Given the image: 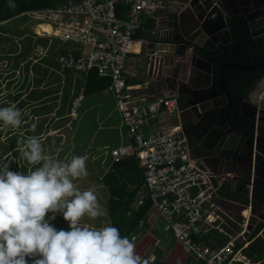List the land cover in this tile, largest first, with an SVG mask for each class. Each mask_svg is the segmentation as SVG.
<instances>
[{
    "label": "built area",
    "instance_id": "1",
    "mask_svg": "<svg viewBox=\"0 0 264 264\" xmlns=\"http://www.w3.org/2000/svg\"><path fill=\"white\" fill-rule=\"evenodd\" d=\"M190 2L79 0L32 11L29 16L37 22L36 27L38 24L50 27L51 33L36 29L34 32L37 35L53 36L60 42L80 43L89 48L76 55L72 51L58 55L56 62L59 70L71 68L86 72L96 68L98 75L111 78L104 92L114 96L121 123L129 135H133V142L110 149V158L117 162L134 155L144 174V182L137 190L134 206L142 204L147 196L151 199L150 211L139 222V227L149 228L155 218L159 219L165 229L172 230L182 253L200 264H250V259L242 253L252 230L247 227L249 203L246 206L248 212L235 219L215 202L219 184L212 181L214 173L203 161L191 156V145L182 126L170 122L171 117L182 111L177 103V93L167 90L156 98H149L146 94L138 93V88L126 81L124 63L128 54L136 49L137 42L133 35L143 19H156V13L164 6L180 13ZM118 4L127 8L126 18L119 16ZM38 50L44 54L45 49L39 47ZM157 54L156 51L149 53L154 58ZM81 97L78 95L73 102L72 118L78 116L76 109ZM249 98L254 103L264 100V78L256 83ZM246 187L250 194L251 184H246ZM231 222L235 224L233 233H230L233 231ZM213 230L227 237L216 249L205 242L207 234ZM145 237L146 234L140 236L136 233L130 239H134L136 251L147 264H153L156 260L155 249L162 246V241L154 238L152 246L144 245ZM195 240L202 244H197ZM236 241H243L242 246L236 247ZM184 261L180 257L177 260L178 264H184Z\"/></svg>",
    "mask_w": 264,
    "mask_h": 264
},
{
    "label": "trees",
    "instance_id": "2",
    "mask_svg": "<svg viewBox=\"0 0 264 264\" xmlns=\"http://www.w3.org/2000/svg\"><path fill=\"white\" fill-rule=\"evenodd\" d=\"M76 1L78 0H0V44L9 43V47L6 49L2 50L0 48V61L3 63L1 65L7 68L0 72V107L15 103L23 113V123L18 130L3 127L2 122H0V164L9 163V170L11 171L27 174L28 170L33 168V166L28 165L19 152L20 145L17 144V140L21 137L32 135L40 137L42 146L45 144L49 145L50 153L53 155L60 142V136H53L51 131L66 126L67 122H69V128L73 134V140L71 141L72 150L70 152H79L78 149L82 148V145H86V137L88 135L95 137L100 130L96 129L95 120L85 118L83 111L86 108V98L106 89L111 78L98 75L96 68H91L82 77H80L81 73L75 74V70L72 71L73 69L68 68L62 78L58 74L59 65L55 59L59 54H67L68 51L71 52L72 50H67L65 45L67 43L60 42L53 36L37 35L34 32L36 26L33 29L25 26L28 21L37 24L29 16L32 11L52 8L57 2L72 3ZM123 8L122 4L117 5L118 14ZM23 16H27L28 21H24ZM21 20L24 21V25L21 24ZM21 25L25 28H19ZM150 27L151 24L148 25V28ZM37 28L48 31V25L45 24H38ZM9 34L19 38V40L15 41L19 44V49L15 47V50H11V47L16 46V44L11 42ZM39 47L45 49V52L50 50L47 56L40 58L33 53V50H38ZM72 52L74 55L77 54L75 51ZM261 53L262 50L255 51V57L257 56L255 59L260 60L262 57ZM213 69L217 79L220 68L214 65ZM20 71L21 79L14 81L15 73L17 72L16 75L19 76ZM262 77H264V69L247 71L230 67L224 71L225 86L233 95H248ZM60 89L63 90L60 91ZM76 95H82V97L76 109L78 116L77 118H72L69 110ZM33 124L36 125L34 131L32 130ZM89 125L93 126L89 132L84 129L80 130ZM96 130L97 132L94 134ZM103 131L105 130L100 132L103 133ZM106 131L98 137L99 139L95 143L105 152L110 148L112 140L116 136L114 132ZM125 139L124 144L132 143L133 135H129L127 132ZM104 145H109V147ZM5 157L8 158L7 161L4 160ZM86 163L87 171L92 169V163L89 159H87ZM100 163L102 162L99 159L97 163L99 171L91 172L90 175L91 179L96 182L95 187L98 189L97 192H99L102 199L100 205L107 209V215L96 218L95 227L101 228L110 225L119 228L121 236L130 238L132 234L136 233L141 236L142 234L140 233H144L145 230L140 229L138 224L140 220L145 219L150 211L151 199L147 196L142 204L134 206L137 190L144 182L143 168L139 165L138 159L134 155H130L117 162L111 160L105 170L103 164L100 165ZM91 186L90 183H85L84 186L78 187L83 191L92 190ZM54 217L53 219L48 216V219L49 223L56 227L57 230L61 226L60 222H63V227L69 229L67 221ZM84 219H87V216L81 222H84ZM161 223L163 224L162 221ZM150 226L151 231L153 230L154 232L156 226L154 224ZM164 232V234H170L175 240L170 228L164 230ZM254 235L255 232L252 233V236ZM236 247H238L237 244ZM157 251V261L155 260L156 263L154 262L153 264H169L161 260L160 250ZM243 251L253 262L261 260V258H264V240L258 237L255 238ZM190 258L193 260L192 257ZM29 264H31V258H29ZM188 264H193V261H189Z\"/></svg>",
    "mask_w": 264,
    "mask_h": 264
},
{
    "label": "water",
    "instance_id": "3",
    "mask_svg": "<svg viewBox=\"0 0 264 264\" xmlns=\"http://www.w3.org/2000/svg\"><path fill=\"white\" fill-rule=\"evenodd\" d=\"M169 11L176 16L157 22L152 51L158 54L147 56V75L181 80L177 101L195 125L191 155L208 165H226L231 174L251 184L247 227L264 238V105L248 95L231 94L224 82V71L230 67L264 69V61L250 58L246 64L230 56L242 32L253 35L257 29L256 36L264 34V0H191L180 13ZM205 63L207 69H198ZM191 71H200V76L184 85ZM257 264H264V259Z\"/></svg>",
    "mask_w": 264,
    "mask_h": 264
},
{
    "label": "clouds",
    "instance_id": "4",
    "mask_svg": "<svg viewBox=\"0 0 264 264\" xmlns=\"http://www.w3.org/2000/svg\"><path fill=\"white\" fill-rule=\"evenodd\" d=\"M22 114L10 103L0 107V122L18 130ZM17 144L33 168L23 174L9 170L7 162L0 164V264H29V258L31 264H147L134 239L121 236L119 228L81 225L85 216L95 220L107 215L92 190L82 191L74 183L88 175L86 156L53 159L35 135L21 137ZM49 213H62L69 230H57Z\"/></svg>",
    "mask_w": 264,
    "mask_h": 264
},
{
    "label": "crops",
    "instance_id": "5",
    "mask_svg": "<svg viewBox=\"0 0 264 264\" xmlns=\"http://www.w3.org/2000/svg\"><path fill=\"white\" fill-rule=\"evenodd\" d=\"M164 1L171 2L173 0H164ZM67 3H71V2H67ZM72 3H74V2H72ZM56 4H65V3L57 2ZM170 9H171L170 7L164 6V7L160 8L158 10V12L156 13V19L154 17H145L143 19L140 28L133 35V39L137 42V45L135 47L136 49L134 52L129 53L128 57H127L128 60H127V66H126L125 71L127 72L128 84L134 86L135 88H138V90H137L138 93L146 94V96H148L149 98H156L157 96H160L161 93H164L167 90L175 91L179 97L181 94V92L179 91V89L181 87V80H174L173 81L169 78L166 79V75L162 76L161 80H160L158 78L154 79L153 77H149L147 75V67H148V60H147L148 57L147 56L149 55V53L154 49L155 45L157 44L154 42V38H155L154 36L156 34L155 31H157L156 30L157 22H158L159 18H167V21H168V20L172 19L174 16H176V14L169 11ZM126 10H127V8L124 6L122 11H120L119 16H121L122 18H126ZM186 17H188V15H186ZM149 24H151L150 28H148ZM186 25H188V24L185 23V26ZM255 31H257V29H255ZM67 43H72L74 45H80V47H77V48H75L74 46L67 48V50H72V51H75L76 53H80L81 50H89L88 47H85L84 45H82L80 43H74V42H67ZM172 65L177 66L176 63H172ZM202 67L204 69H207L206 63L204 66H203V64L200 65V67H198V69H202ZM66 71H68V70H66V69L58 70V73L63 72L65 74ZM72 71H74V70H72ZM74 72H75V74H77L78 72H81V71H74ZM86 72H82L81 73L82 75L80 77H82L83 74ZM165 72H170V71H165ZM63 73H61L62 78H63ZM189 74L190 75L187 77V80L185 79L182 81L184 85H186L188 82H191L193 80H198V78L200 76V71H196V72L191 71ZM177 79H179V78H177ZM61 86H63V85H61ZM62 90L60 89V91H62ZM104 90L105 89H103L99 93L100 94H109V93L104 92ZM98 95L99 94L96 93V94L91 95L90 97L86 98L87 99L85 102L86 108H84L83 115L85 116V118H89V119L91 118V119L95 120L96 127H97L96 129H98V130L101 129V130H105V131L106 130L112 131L116 135H119L120 137L125 139L124 135L127 132H126L125 127L121 123L120 114H119V120H115L113 118L114 113L111 110H109L106 113H102V112L100 113V110L98 108H99V106H101V100L98 99V97H99ZM77 97L78 96L76 95L75 98L72 100V103L74 102V100ZM114 103H115V101H114ZM178 106L182 109V107L179 105V103H178ZM95 108H96V111H94ZM170 122L174 123V124L179 123L182 126V128L185 131V134L187 136V139L191 145L192 141L194 139V137H193V127H195L194 123L191 120H189L188 117L183 115L182 111L177 116L171 117ZM95 132H97V130ZM95 132H94V134H95ZM124 142L125 141L119 142V144H112L110 146V148L106 151L107 157H105V158L108 160L109 164L111 163L110 156H109L110 149H112V148H114L120 144H124ZM82 147H83V145H82ZM105 147H109V145H106ZM204 164L215 175V177H212L213 183L219 184V188L217 190L216 197L214 198L217 205L221 209H223L225 212L230 214L235 219L241 217L243 214H246L248 211L246 206L250 201L248 189L246 187V180L241 175L231 174L229 172L230 171L229 167H226V165H223V167L221 168V167H219L218 164H209V165L206 163H204ZM160 222H161L160 220L155 218V222L153 224H154V226H158L160 224ZM231 225L233 227V231L231 230L230 233H233L234 229H235V224L233 222H231ZM138 227H139V224H138ZM139 228L145 230L144 233H140V234H146L145 240L148 238V236H152V238H160L161 241L163 240L164 245L162 242V246H160L159 248H163V249L169 248V246L171 245V242H173V246H175V245L178 246L176 244L175 240H170L168 238V234H164L165 233L164 230H166V229H165V226L163 224L160 226V231L159 232L157 231L158 234H154L153 230L151 231V227L148 228L147 226H145V227H139ZM154 229H156V228H154ZM254 232H255V235L252 236V233H254ZM157 235L160 237H158ZM221 235H223V234L218 233L217 231L213 230L209 234H207V236H209V237L205 238V242L212 249H216L220 245L223 244L224 240L227 239L226 235H223L219 239V237ZM257 237L260 238L256 234V229H252L250 231V234L247 236L246 244L243 247V249L246 248ZM262 239L264 240V238H262ZM195 242L197 244H200V245L202 244V243L197 242L196 240H195ZM236 244L238 247H240V246H242L243 241L242 242L236 241ZM243 249H242V253L246 257H248V255H246L244 253ZM165 253H166L165 251L160 250V258L162 261H166L167 263H169V260L165 259V257H164ZM263 259L264 258H261V260H263ZM184 260H185L184 264H188L189 261H193V264H194V262H195V264H200V262H198L194 259L191 260L190 257H186V259H184ZM250 261H251V263H255L251 259H250ZM259 261L260 260L256 261V263ZM234 264H241V263L235 262Z\"/></svg>",
    "mask_w": 264,
    "mask_h": 264
},
{
    "label": "rangeland",
    "instance_id": "6",
    "mask_svg": "<svg viewBox=\"0 0 264 264\" xmlns=\"http://www.w3.org/2000/svg\"><path fill=\"white\" fill-rule=\"evenodd\" d=\"M22 18H23L24 21H28L27 16H23ZM24 21L21 20V24H23ZM23 25H21V27H19V28H25ZM25 26H28L29 28L33 29V27H35L36 24L28 21L25 24ZM36 29L38 30V28L35 27L34 31ZM49 33H51V32H49ZM9 36H10L9 38H11V42H15V41L19 40V38L15 37V36H11V34H9ZM15 44H16V46H12L11 50H15L16 49L15 47H17V49L20 48V46H19V44L17 42H15ZM65 45L67 46V48L68 47H73V46L75 48L80 47V45H74L72 43H67ZM233 45L237 46V44H233ZM7 47H9V43L0 44V48L2 50L6 49ZM49 51L47 50L45 52V50H44V55H42V53H41L42 51H39V50H33V53L36 56H39L41 58V57L47 56ZM127 57H126V60H125V63H124V70H126V66H127V60H128ZM55 61H56V59H55ZM1 64H3V63H1V61H0V72L7 69L6 67L2 66ZM61 73H63V72H59L58 74L61 75ZM80 73H82V72H78V74H80ZM16 74H17V72L15 73V77L13 78L14 81H17L18 79H21V71H20L19 76H17ZM63 76H64V73H63ZM98 94H99L98 95L99 96L98 99L101 100V106H99V108H98L100 110V113L101 112L102 113H106L109 110H111L114 113L113 114V118L115 120H119V112H118V110H117V108L115 106L113 95L111 93H109V94H100V93H98ZM255 104L264 105V100L257 101V102H255ZM71 109H72V107L70 108L69 113H70ZM94 111H96V108H95ZM92 128H93V126L89 125L88 127L81 128L80 130L84 129L87 132H89ZM100 131H101V129L99 130V132L97 134L95 132V134H96L95 137L88 135V137H86V145H84L82 148L78 149L79 152L78 151L70 152L72 150L71 141L73 140V134L70 131L69 122H67L66 126H63L61 128H58V129H55V130L51 131V134L53 136H60V142L58 143L57 148L54 150L55 153L53 155H51V153H50V149H49L50 146L49 145L47 146L45 143H44L45 145H43L45 153L50 155L53 159L70 160V157L73 156V155H78V156H82V155L86 156L87 155V159H89L91 161V163H92V169L88 170V175L89 176L87 175V177L82 178V180L78 179V180L74 181V183H76L77 186H84L85 183H90L92 185L91 186L92 191L95 194H97V198H98L99 203L102 202V199L100 197L99 192H97L98 189L95 187L96 186V182H94L91 179L92 177H91L90 174H91V172L94 173V171H99V168H98V165H97L99 159H100V162H102V163H100V165L103 164L104 170L107 169V167L109 165L108 164V160L106 159V161H105V157H107L106 152L103 151V149H100L101 147L100 146L98 147V144H95L96 141L99 139L98 137L101 134H104L105 132H107V131H103V133H101ZM107 140L109 141L108 137H107ZM122 141H125V139H123L120 136L118 137V135H116L115 138L112 140L111 144H119V142H122ZM81 142H82V140H81ZM68 143H70V144H68ZM95 145H96V147H95ZM67 153H68V155H66ZM87 180H89V181H87ZM53 215L58 217V218H60V219H62V220H64L62 213H55V214L49 213L48 214L49 218H52ZM81 224H84L82 226L87 225L89 227H95V220H92V219L87 217V219H84V222H81ZM60 225L61 226L59 227V229L69 230L68 228L63 227V222H60ZM161 225H162V223L160 222V224L158 226H156L154 234H158V232L160 231V226ZM168 238L170 240H173V238H172V236L170 234L168 235ZM153 240H154V238H152V236H148V238L146 240H144L142 243H144V245H148V244L151 245ZM157 250H161V251H165L166 252L164 257H165V259L169 260L170 264H178L177 260H178L179 257L182 258L183 260L186 259V256L182 253V251L180 250L179 246H176V245L173 246V242H171V245L169 246V248H166V249L157 248V249H155L156 258L158 256V251ZM251 264H257V263L255 262V263H251Z\"/></svg>",
    "mask_w": 264,
    "mask_h": 264
},
{
    "label": "flooded vegetation",
    "instance_id": "7",
    "mask_svg": "<svg viewBox=\"0 0 264 264\" xmlns=\"http://www.w3.org/2000/svg\"><path fill=\"white\" fill-rule=\"evenodd\" d=\"M255 29L253 30V35L250 33H243L241 36H239V39L237 40V46L235 49L231 50V57L234 56L239 62L243 63H251L249 61L250 58H256L254 52L258 50H262V57L259 61H264V38L263 35L256 36ZM249 50V51H248ZM248 51V52H247ZM247 52V53H246ZM246 53V54H245ZM258 60V59H256ZM217 67H219L218 64H216ZM242 70V69H241Z\"/></svg>",
    "mask_w": 264,
    "mask_h": 264
},
{
    "label": "bare ground",
    "instance_id": "8",
    "mask_svg": "<svg viewBox=\"0 0 264 264\" xmlns=\"http://www.w3.org/2000/svg\"><path fill=\"white\" fill-rule=\"evenodd\" d=\"M46 25V24H45ZM48 32H50V27L48 26ZM247 211V210H246ZM248 212V211H247Z\"/></svg>",
    "mask_w": 264,
    "mask_h": 264
}]
</instances>
